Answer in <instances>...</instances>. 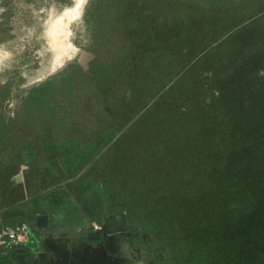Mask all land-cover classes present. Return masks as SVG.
Returning a JSON list of instances; mask_svg holds the SVG:
<instances>
[{
  "label": "rangeland",
  "instance_id": "1",
  "mask_svg": "<svg viewBox=\"0 0 264 264\" xmlns=\"http://www.w3.org/2000/svg\"><path fill=\"white\" fill-rule=\"evenodd\" d=\"M93 186L161 264H264V0H0V217Z\"/></svg>",
  "mask_w": 264,
  "mask_h": 264
},
{
  "label": "crops",
  "instance_id": "2",
  "mask_svg": "<svg viewBox=\"0 0 264 264\" xmlns=\"http://www.w3.org/2000/svg\"><path fill=\"white\" fill-rule=\"evenodd\" d=\"M83 191L80 197L84 199L83 203H86L90 216L85 211L79 214L77 201L71 207L68 202L30 200L16 205L4 214L6 220L0 217L1 226L11 221L18 222L20 217L32 221L35 216L45 214L50 224L48 237L44 241L37 239L26 247L10 252L2 260H6L7 264H69L70 257L87 243L86 231L89 224L107 217L102 190L93 186Z\"/></svg>",
  "mask_w": 264,
  "mask_h": 264
},
{
  "label": "flooded vegetation",
  "instance_id": "3",
  "mask_svg": "<svg viewBox=\"0 0 264 264\" xmlns=\"http://www.w3.org/2000/svg\"><path fill=\"white\" fill-rule=\"evenodd\" d=\"M96 222L100 223L103 232L101 240L84 243L70 257L69 264H161V257L150 252L157 249L141 236L128 234L108 217Z\"/></svg>",
  "mask_w": 264,
  "mask_h": 264
},
{
  "label": "built area",
  "instance_id": "4",
  "mask_svg": "<svg viewBox=\"0 0 264 264\" xmlns=\"http://www.w3.org/2000/svg\"><path fill=\"white\" fill-rule=\"evenodd\" d=\"M98 222L90 223L88 229L100 230ZM39 229L34 227L30 220L22 222L14 221L3 223L0 226V260L4 259L10 252L31 244Z\"/></svg>",
  "mask_w": 264,
  "mask_h": 264
},
{
  "label": "water",
  "instance_id": "5",
  "mask_svg": "<svg viewBox=\"0 0 264 264\" xmlns=\"http://www.w3.org/2000/svg\"><path fill=\"white\" fill-rule=\"evenodd\" d=\"M23 218L20 217L18 222H22ZM31 221V220H30ZM16 223V221L14 222ZM32 225L39 229L38 233L34 237L32 243H34L37 239L40 241H44L48 237V233L50 231V224L48 222V216L45 214L35 216V220L31 221ZM102 229L100 230H91L88 229L86 231V239L87 242H97L101 240L102 237ZM43 243V242H41ZM0 264H7L6 260H0Z\"/></svg>",
  "mask_w": 264,
  "mask_h": 264
},
{
  "label": "bare ground",
  "instance_id": "6",
  "mask_svg": "<svg viewBox=\"0 0 264 264\" xmlns=\"http://www.w3.org/2000/svg\"><path fill=\"white\" fill-rule=\"evenodd\" d=\"M58 42V41H57ZM54 43V42H53ZM57 45V44H56ZM57 59V58H56ZM55 68V67H54ZM45 70V69H44ZM49 71V70H48Z\"/></svg>",
  "mask_w": 264,
  "mask_h": 264
},
{
  "label": "trees",
  "instance_id": "7",
  "mask_svg": "<svg viewBox=\"0 0 264 264\" xmlns=\"http://www.w3.org/2000/svg\"><path fill=\"white\" fill-rule=\"evenodd\" d=\"M99 1H101V0H99Z\"/></svg>",
  "mask_w": 264,
  "mask_h": 264
}]
</instances>
